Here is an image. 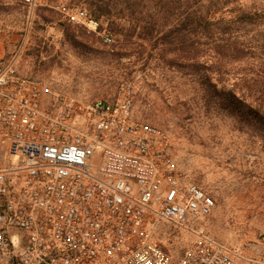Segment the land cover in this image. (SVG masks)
I'll return each instance as SVG.
<instances>
[{
    "label": "built area",
    "instance_id": "1",
    "mask_svg": "<svg viewBox=\"0 0 264 264\" xmlns=\"http://www.w3.org/2000/svg\"><path fill=\"white\" fill-rule=\"evenodd\" d=\"M54 10L112 42L85 9ZM131 109L128 81L115 99L81 102L0 59V264H171L161 225L193 236L176 264H264L208 235L212 197Z\"/></svg>",
    "mask_w": 264,
    "mask_h": 264
},
{
    "label": "rangeland",
    "instance_id": "2",
    "mask_svg": "<svg viewBox=\"0 0 264 264\" xmlns=\"http://www.w3.org/2000/svg\"><path fill=\"white\" fill-rule=\"evenodd\" d=\"M256 1L264 9V0ZM181 3L183 10L186 0ZM58 4L85 9L112 42L67 23L54 10ZM163 4L0 0V59L13 63L25 76L41 79L52 92L81 102L115 99L121 83L130 82L132 120L161 129L184 182L212 197L215 207L204 219L208 235L264 263V127L241 111H226L223 101L238 95L240 67L229 63L219 71L208 56L195 71L184 54L172 66L167 63L172 54L158 56L148 43L120 49L121 38L111 28V23L123 24L129 18L158 19L167 9ZM169 12V19H174L177 9ZM203 78L215 84L217 97L203 88ZM154 238L171 256V264L193 242V236L168 225H161Z\"/></svg>",
    "mask_w": 264,
    "mask_h": 264
},
{
    "label": "trees",
    "instance_id": "3",
    "mask_svg": "<svg viewBox=\"0 0 264 264\" xmlns=\"http://www.w3.org/2000/svg\"><path fill=\"white\" fill-rule=\"evenodd\" d=\"M161 17L129 18L123 24L111 23L121 38L119 48L148 43L151 50L172 54L169 65L186 55L195 71L211 56L219 71L229 63L241 69L238 95L226 97V111L243 116L264 127V9L256 0H162ZM91 4V11L94 12ZM176 10L169 19L170 9ZM94 14V13H93ZM153 32H155L153 34ZM162 58V56H161ZM183 59V58H182ZM210 96H218L215 84L201 80Z\"/></svg>",
    "mask_w": 264,
    "mask_h": 264
},
{
    "label": "crops",
    "instance_id": "4",
    "mask_svg": "<svg viewBox=\"0 0 264 264\" xmlns=\"http://www.w3.org/2000/svg\"><path fill=\"white\" fill-rule=\"evenodd\" d=\"M1 55V54H0Z\"/></svg>",
    "mask_w": 264,
    "mask_h": 264
}]
</instances>
